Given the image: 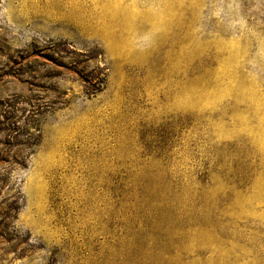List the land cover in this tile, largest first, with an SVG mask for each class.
<instances>
[{
	"label": "rangeland",
	"instance_id": "1",
	"mask_svg": "<svg viewBox=\"0 0 264 264\" xmlns=\"http://www.w3.org/2000/svg\"><path fill=\"white\" fill-rule=\"evenodd\" d=\"M0 264H264V0H0Z\"/></svg>",
	"mask_w": 264,
	"mask_h": 264
}]
</instances>
